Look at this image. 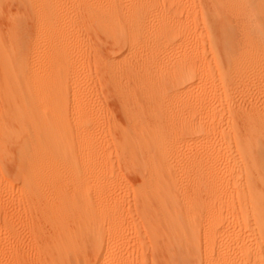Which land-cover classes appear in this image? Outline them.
Instances as JSON below:
<instances>
[{
    "label": "bare ground",
    "instance_id": "obj_1",
    "mask_svg": "<svg viewBox=\"0 0 264 264\" xmlns=\"http://www.w3.org/2000/svg\"><path fill=\"white\" fill-rule=\"evenodd\" d=\"M16 1L0 264H264V0Z\"/></svg>",
    "mask_w": 264,
    "mask_h": 264
},
{
    "label": "rangeland",
    "instance_id": "obj_2",
    "mask_svg": "<svg viewBox=\"0 0 264 264\" xmlns=\"http://www.w3.org/2000/svg\"><path fill=\"white\" fill-rule=\"evenodd\" d=\"M6 5V6H5ZM16 5V6H15ZM8 7V8H7ZM6 8V9H5ZM25 8L23 7V5H19L18 4V2L16 1V0H3V2H2V6H1V14H0V21H1V18H2V14H3V12L5 13V12H13V13H15L16 12V10H20L22 13L24 12L23 10H24ZM13 10V11H12ZM30 22H31V20H29ZM29 22V23H30ZM1 24H2V22H0ZM103 53H106V55H107V51L105 50V51H103ZM105 55V54H104ZM105 55V56H106ZM105 90V89H104ZM104 90H103V88L101 87L100 88V92L102 93V92H104ZM109 96H110V98L111 97H113V98H109ZM105 97V98H104ZM104 97H102L103 98V105L105 106L104 107V109L106 108V109H109L110 111H111V114H110V111L109 110H107L106 112H107V114H110V118H111V116H112V113H113V116H114V118H115V122H116V120H119L117 123L119 124H121V123H123L124 122V118H123V116H121L122 115V112H121V106H120V104H119V102H118V99L115 97V96H112V95H106V96H104ZM105 99V100H104ZM104 101H106L107 103H105ZM116 101V102H115ZM117 103V104H116ZM108 105V106H107ZM107 106V107H106ZM105 109V110H106ZM120 110V111H119ZM119 111V112H118ZM113 118V119H114ZM123 118V119H122ZM112 119V118H111ZM140 159H142V158H140ZM133 173H131V174H127V176H128V179L129 180H131L133 183H136L137 181H138V174H136V173H134V175H132ZM136 174V175H135ZM131 177V178H130ZM140 179V178H139Z\"/></svg>",
    "mask_w": 264,
    "mask_h": 264
}]
</instances>
